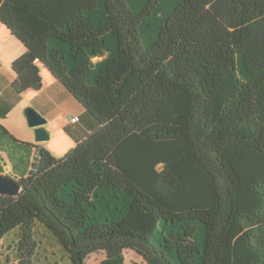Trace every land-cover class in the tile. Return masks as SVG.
Listing matches in <instances>:
<instances>
[{"label": "trees", "instance_id": "trees-1", "mask_svg": "<svg viewBox=\"0 0 264 264\" xmlns=\"http://www.w3.org/2000/svg\"><path fill=\"white\" fill-rule=\"evenodd\" d=\"M0 24L14 94L44 69L84 109L0 193V264H264V0H0Z\"/></svg>", "mask_w": 264, "mask_h": 264}, {"label": "crops", "instance_id": "crops-1", "mask_svg": "<svg viewBox=\"0 0 264 264\" xmlns=\"http://www.w3.org/2000/svg\"><path fill=\"white\" fill-rule=\"evenodd\" d=\"M1 25V24H0ZM8 31V30H7ZM11 34V33H10ZM14 36H9V34L0 30V125L4 126V122L9 116V114L17 108L23 100L25 99L21 94H14V92L10 88V82L14 77V73L11 66V62L13 59L22 54L25 50L22 44H17L13 40ZM15 38V37H14ZM43 78V86L39 90H26L23 93L28 92H39L43 89L44 92L42 95H29L31 98L32 106L40 112L45 118L46 123L44 124V128L47 130L49 137L52 134L50 124L52 120L55 118L56 104L60 101L61 98L65 99L67 103L71 106L72 102L66 95V90L52 77L53 81L49 76L43 74L41 72ZM44 86H46L44 88ZM26 95V94H25ZM22 96V97H21ZM20 107V106H19ZM83 109L81 110L79 115H71V116H83ZM69 117V116H68ZM67 117V121L64 123V126H68L70 128L71 134L75 137H79V133L73 128L74 124L70 122ZM21 122V121H20ZM5 127V126H4ZM10 133L13 134L16 138L34 144L33 147L24 148L23 153L19 157H15L9 149H0V155L3 156L6 161V165L8 167V172H10V177L15 176L19 178L28 168H30L34 162L35 149L43 147L47 149L49 152L48 144L45 141L35 142L34 141V130L28 133H22L17 129H9ZM8 130V131H9ZM49 139V138H48ZM75 142V141H74ZM51 153V152H50Z\"/></svg>", "mask_w": 264, "mask_h": 264}, {"label": "rangeland", "instance_id": "rangeland-1", "mask_svg": "<svg viewBox=\"0 0 264 264\" xmlns=\"http://www.w3.org/2000/svg\"><path fill=\"white\" fill-rule=\"evenodd\" d=\"M0 30L6 31L9 36H11L10 32L7 31L6 27L3 25H0ZM13 40L17 44H21L16 38L13 37ZM11 68V66L9 65ZM43 74H46L51 78L53 81L51 75L46 71L42 70ZM46 86H44L45 88ZM45 89L39 91V92H28V93H22V96L25 98L21 105H19L17 108H15L7 117V119L4 122V126L9 129H17L21 131L22 133H28L32 130L31 127H29L26 117H25V108L27 107H33L31 103V98L27 96L29 95H36L40 94L42 95ZM65 90V89H63ZM66 95L71 100V106L67 103V101L63 98L60 99V101L56 104V111H55V118L52 120L50 124V128L52 131L51 136L48 140H46L45 143L48 144L49 150L51 154L57 158H60L64 156L71 148L74 147L75 142L73 138L68 135V133L63 128L64 123L67 121V117L71 115H79L83 107L67 92ZM26 94V95H25ZM21 96V97H22ZM34 108V107H33ZM84 110V109H83ZM21 121V122H20ZM10 132V130H9ZM7 147V148H6ZM9 149L12 154L15 157H19L24 151V147L21 142L16 141L10 133H7L4 129L0 128V149ZM54 254L51 255L53 260L51 262L55 264H65L64 257L62 256V253L57 248H53ZM55 258V259H54ZM99 258L90 256L85 264H95ZM52 264V263H51Z\"/></svg>", "mask_w": 264, "mask_h": 264}, {"label": "water", "instance_id": "water-1", "mask_svg": "<svg viewBox=\"0 0 264 264\" xmlns=\"http://www.w3.org/2000/svg\"><path fill=\"white\" fill-rule=\"evenodd\" d=\"M25 117L29 127L34 130V141L42 142L48 140L49 135L47 130L44 128L46 123V118L38 112L33 107L25 108ZM41 157V151L39 148L35 149L34 164L32 165L33 169L39 167V160ZM10 172H8V167L3 156L0 155V193L17 195L20 191V185L16 181V177H10Z\"/></svg>", "mask_w": 264, "mask_h": 264}, {"label": "built area", "instance_id": "built-area-1", "mask_svg": "<svg viewBox=\"0 0 264 264\" xmlns=\"http://www.w3.org/2000/svg\"><path fill=\"white\" fill-rule=\"evenodd\" d=\"M68 119L71 121V122H76L78 121V116H69Z\"/></svg>", "mask_w": 264, "mask_h": 264}]
</instances>
